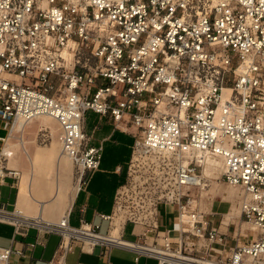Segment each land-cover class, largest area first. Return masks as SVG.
<instances>
[{"label":"built area","instance_id":"built-area-1","mask_svg":"<svg viewBox=\"0 0 264 264\" xmlns=\"http://www.w3.org/2000/svg\"><path fill=\"white\" fill-rule=\"evenodd\" d=\"M88 111L134 137L113 209L100 215L107 230L84 217L73 225L71 210L39 222L0 206L17 234L60 235L48 264H64L76 246L104 257L121 247L136 263L264 264V0H0V183L20 173L5 151L14 127L45 120L78 191L86 187L103 150L85 129ZM207 152L241 188L240 218L254 237L234 222L229 235L214 206L202 209ZM169 206L172 226L160 220ZM13 252L0 247V264H20Z\"/></svg>","mask_w":264,"mask_h":264},{"label":"rangeland","instance_id":"rangeland-1","mask_svg":"<svg viewBox=\"0 0 264 264\" xmlns=\"http://www.w3.org/2000/svg\"><path fill=\"white\" fill-rule=\"evenodd\" d=\"M99 118V115L88 111L86 113L87 130H91L93 125L97 122ZM44 127L51 132V137H47L46 139L43 138L44 136L42 135V131H40V129ZM104 127H107L106 123H104ZM56 130L57 128L53 123H50L48 121L45 122L44 120L41 122H32L22 132H15L14 134L16 135V137L9 141L12 145L11 150L14 151V156L12 159L9 160V165L18 168V164L21 163L20 165L22 167H25L26 170L23 173L22 170L20 171V173H22L21 178H19L21 185L23 182V175H25L27 178L26 182L29 180V178L35 180H47L50 183L51 188L47 189L43 193L40 191L39 193H36V195L34 193L33 194L42 199H48L51 197H53V200L57 199L58 201H53L50 204L49 208H47L45 211L47 213H51L53 211L59 210L61 216V209H65L71 204L72 194L77 184L75 182V178L72 175L73 169L69 159L66 158L69 162L65 165V167H62L61 160H57L56 158L50 157V155L47 154V150L53 144H56V146L58 147L57 153H60L59 144L55 136ZM105 130L106 129H104V131ZM104 131L97 132V136H101V134H104ZM52 132L54 133V137L52 135ZM0 133L5 134V129L0 130ZM132 143V136L119 131L114 134L111 140H105L103 142L100 168L106 170V172L98 173L96 176L94 172L91 177V180H93L92 184H94L95 181L98 180L99 182L102 181V183L107 186L111 184L116 185L117 175L111 173L110 171L114 169L116 163L123 161L128 156ZM37 154L39 155L38 159H36ZM202 170L205 173L204 166L202 167ZM208 171L209 176L205 174V177L209 181V186L202 191L203 209L205 211H210L212 206L209 204V202L213 200V206L215 205L214 207L218 211V214L215 217L216 224L220 226V229L222 231H226L229 235H232L234 230V224L231 222H234L237 225L238 220H240L239 226L244 229L243 232H247L250 238L254 237L257 232L253 231V234L250 232V228L248 227L249 225L246 223L248 221L239 218L238 215L235 216L233 220H230V217L224 215V213L228 211V209L233 203H235L236 205L240 204V196L234 198V200H223L221 194L213 193V190L216 189L217 185L221 186L223 189L231 188L221 178L222 165L219 171L214 169H208ZM47 176L52 178L53 184L51 183V181L48 180L49 178L46 179ZM55 186L60 187V193H58V197L53 195L54 192H56ZM237 189L239 190L240 195V189ZM204 192H207L208 195H206V193ZM207 206L209 208H207ZM160 220L161 222L167 223L168 226L174 225V223L176 222V208L173 206H169L167 209L165 207H161ZM222 220L223 224L225 225L221 223ZM229 224L230 226H228ZM244 224H247L248 226ZM130 228L131 226H128L126 229V236L129 238H131V235L129 233ZM106 230V222H104L101 224V231L105 232ZM240 238L243 239V235L240 236ZM229 239L232 240L233 244L237 241V239L234 240L230 237ZM77 257L78 252L70 253L67 257L68 264L75 263ZM127 258L128 256L125 250L121 249L120 247L113 248L111 252V264H127ZM80 260L86 262H94L95 257L81 256ZM141 264H157V259L154 257H144L141 260Z\"/></svg>","mask_w":264,"mask_h":264},{"label":"crops","instance_id":"crops-1","mask_svg":"<svg viewBox=\"0 0 264 264\" xmlns=\"http://www.w3.org/2000/svg\"><path fill=\"white\" fill-rule=\"evenodd\" d=\"M104 123L107 124L106 128L104 127ZM85 129L93 137V142L95 144H102V146L105 140H111L114 134L117 131H119L114 129L112 123L108 121L106 118H101V119L99 118L97 122L93 125L91 130H87L86 121H85ZM104 129L106 130L104 131ZM0 130H4V125L1 120H0ZM99 131H104V134H101V136H97V132ZM0 135H4V134L0 133ZM132 138L134 143V137L132 136ZM133 143L130 148V152L128 156L123 161L116 163L114 169L110 171L111 173L117 175L116 185L114 184L115 186L112 184L108 186L104 185L102 181H100L101 182L100 183L98 180H96L95 183L92 184L93 181L91 180L92 179L91 177L93 175L92 174L86 187H84L83 189L77 192V195L69 209L67 208L61 209L62 213L60 216L59 210L53 211L52 213L49 212L47 213L45 210L49 208L48 206L43 211L44 217L50 220H58L64 215L63 213L71 210L70 222L73 225H78L80 218L84 217L87 220L100 224L106 222V228H107V221L103 220L100 215L109 214L113 209L116 192L119 186L123 183V181L126 178L127 163L131 157ZM20 164H18L17 169L19 171L22 170L23 173L26 169L25 167H22ZM101 172H106V170L102 168L97 169V171H95V176ZM22 173H19L17 178L8 176L4 179V181L0 183V206H4L7 209L19 207L22 208L27 214H37L39 213L37 201L38 200L49 201L51 199L53 200V197L48 199H42L40 197L35 196L36 195L35 191L34 192L30 191L29 194L23 195L22 185L19 179L21 178ZM48 180L51 181L52 183L51 177H49ZM238 187L239 186H237L236 188ZM240 197L242 201V190L240 193ZM34 199H37V201ZM209 204L213 207V200H211ZM230 220L233 219L230 218ZM130 235L131 237H134V235L132 234ZM37 236H38V230L35 227L30 228L26 235H22L15 233L14 226L11 223L0 220V247H12L14 249V252L12 254V260L17 263L48 264L50 261H52V259H55V257L57 256V250L61 238L60 235L58 233L45 234V236L43 237V243L36 242ZM32 243H35V245L32 246L31 245ZM123 250L127 252V256H128L127 264H141L142 258L148 257L143 255L139 258V261L136 263L135 262L136 253L134 251L127 249H123ZM73 252H78V257L76 259V262L73 264H111V252L108 256L104 257L103 255L100 254L99 247H96L93 252H88V251H83L79 246H76L75 249L70 253ZM70 253H67L66 256L64 257V264H68L67 257ZM81 256L95 257V261L94 262L82 261L80 260Z\"/></svg>","mask_w":264,"mask_h":264},{"label":"bare ground","instance_id":"bare-ground-1","mask_svg":"<svg viewBox=\"0 0 264 264\" xmlns=\"http://www.w3.org/2000/svg\"><path fill=\"white\" fill-rule=\"evenodd\" d=\"M24 125L25 124L20 123V124H18L17 126L14 127L11 135L9 136L10 141H11V139L16 137V135L14 134L15 132H17V131L22 132L28 126V125H26V126H24ZM11 146H12L11 143L8 141L7 145L5 147V151L11 152ZM57 152H58V147L56 146V144H53L47 150V154L50 155V157L56 158L57 160H61L62 167H65V165L69 161L66 158L59 157V154ZM38 154L36 155L37 156L36 159L39 158ZM12 158L13 157H11L10 159H12ZM198 159L200 160V164L202 165V167L204 166V171H205V173H204L203 170H202V174H201L202 182H201V186H200V204H201V207L203 209V205H202V191L205 190L206 187L209 186V181L205 177V174L209 176L208 169H214V170L219 171V169H220V167L222 165V171H221V175H222L223 167H224V161H223V157L221 155L215 154V153H211V152L200 153ZM216 177H218V176H216ZM47 178H49V177L47 176L46 179ZM22 180H23V182H22V193H23V195L29 194L30 191H33V192L35 191L36 193H39L41 191L43 193L47 189L51 188L50 183L47 180L44 181L43 179L35 180V179L29 178V180L26 182L27 178H26L25 175L23 176ZM229 186L231 188L223 189L221 186L217 185L216 189L213 190V193L214 194H221V197H222L223 200H234V198L239 197L240 195H239V190L236 188L237 186H231V185H229ZM55 189H56V192H54L53 195L58 197V195H59L58 193H60V187L59 186H55ZM77 192H78V185H76V188H75V190H74V192L72 194L71 204L67 207V209H69L71 207L72 202H73V200L75 199V197L77 195ZM204 193H206V195H208L207 192H204ZM240 193H241V190H240ZM239 198H240V204L236 205L235 203H233L231 205V207L228 209V211L226 210L227 212L224 213L225 216H228V217L233 219L235 216L238 215V217L240 218V215H241V197H239ZM34 200L37 201V199H34ZM56 200L57 199H54V200L51 199L49 201L38 200L37 201V206H38L39 213H37V214H27L22 208H19V207H17V208L22 210V212L25 213L27 216L35 217L36 220L39 221V222H42V221L55 222L57 220H50V219L45 218L44 215H43V211L45 210L46 207L50 206V204L53 201H56ZM207 208H209V207L207 206ZM65 213H63V214H65ZM221 223L223 224V221ZM246 223L249 226L247 224H244V225L248 226L250 228V232L253 234V231L255 232L256 229H257L256 226L250 221H248ZM239 224H240V220H238V222H237V227L241 231H244V229L241 226H239ZM223 225H225V224H223ZM61 264H63V263H61Z\"/></svg>","mask_w":264,"mask_h":264}]
</instances>
